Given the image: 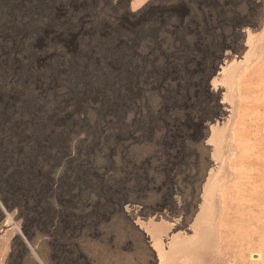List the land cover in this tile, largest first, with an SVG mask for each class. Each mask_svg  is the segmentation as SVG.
<instances>
[{"label":"rangeland","instance_id":"374dc122","mask_svg":"<svg viewBox=\"0 0 264 264\" xmlns=\"http://www.w3.org/2000/svg\"><path fill=\"white\" fill-rule=\"evenodd\" d=\"M0 67V264H264V0H56Z\"/></svg>","mask_w":264,"mask_h":264},{"label":"trees","instance_id":"16d2710c","mask_svg":"<svg viewBox=\"0 0 264 264\" xmlns=\"http://www.w3.org/2000/svg\"><path fill=\"white\" fill-rule=\"evenodd\" d=\"M55 1L56 0H25L21 2L20 0H0V30H6L10 27L35 28V26L50 16V11ZM202 1L208 2V0ZM5 83V75L0 67V89H4ZM3 115V112L0 110V167L9 163L14 165L11 152L17 142L15 133L8 130V126L5 125ZM65 138L66 134L62 135L61 133L58 140L62 142ZM27 156H30L31 159L34 158V152H27L26 158ZM16 171L15 169L13 172V178L16 181H23L26 177L20 171ZM5 177L8 178L9 175ZM1 185L3 187L2 192L5 193L7 191L9 193L6 195V199L9 200L16 197L14 192L9 190L12 186L11 181L7 186L5 184Z\"/></svg>","mask_w":264,"mask_h":264}]
</instances>
